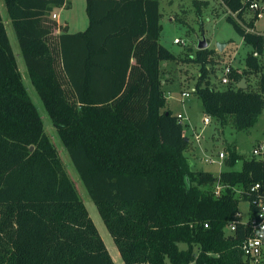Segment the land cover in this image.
Masks as SVG:
<instances>
[{"label":"trees","instance_id":"16d2710c","mask_svg":"<svg viewBox=\"0 0 264 264\" xmlns=\"http://www.w3.org/2000/svg\"><path fill=\"white\" fill-rule=\"evenodd\" d=\"M220 1L245 44L264 54L260 19H245L250 2ZM4 3L31 81L125 264H253L242 246L253 236L264 157L218 177L192 170L189 124L166 109L161 65L179 58L160 42L159 0H86L89 26L78 33L53 18L72 0ZM207 5L195 1L200 17ZM214 55L183 59L200 65L194 94L208 116L253 128L264 113L261 60L249 53L220 89ZM256 73L258 91L236 86ZM229 152L234 167L242 157ZM0 264H116L29 96L1 11Z\"/></svg>","mask_w":264,"mask_h":264},{"label":"rangeland","instance_id":"374dc122","mask_svg":"<svg viewBox=\"0 0 264 264\" xmlns=\"http://www.w3.org/2000/svg\"><path fill=\"white\" fill-rule=\"evenodd\" d=\"M195 1L196 0H159L162 14V33L160 42L179 58L177 62H165V64L170 66L168 70L172 79V82L165 86L166 94L171 91L169 92L171 93L170 98L167 97L169 100L166 109H170L175 115L179 114L183 117L184 124L190 123L195 128V130L191 129V125L189 124L186 130L191 141L190 149L186 154L191 158H189V163L193 167L192 170L194 172H198L202 169H209L217 174L220 168L223 171H240L242 170L244 160L254 157L253 152L260 146V143L264 145V113L260 117L257 125L245 131H238L234 127L231 119L222 124L218 120L209 117L211 122L209 125H205L203 120L205 117H208V115L204 111V106L200 97L193 92L198 77L200 76V65L194 62H184L183 59L195 58L200 43L206 40L208 48L215 50L214 58L216 65L211 66L213 70L211 81L215 83L217 87L223 89L226 87L219 84V78L225 73V67L231 63L238 66L239 69L244 70L246 68V57L252 52V49L245 44L243 38L237 33L233 25L227 21L228 10L220 0H199L208 2L207 6L202 7L201 17L195 7ZM72 5L74 6L69 9L64 8L61 10L60 13L63 22L68 20L71 23L73 31H84L87 27L86 25L89 24L86 11V0H72ZM0 7L6 21V27L12 45L16 50V54H19L18 60L24 84L31 100L36 105L42 117L46 133L58 150L64 168L75 183L79 195L85 203L113 260L116 264H125L112 235L105 225L97 206L89 196L80 179L78 171L67 149L59 138L51 117L31 81L21 54L16 32L8 17L4 0H0ZM245 19L246 21H250L252 19V14H245ZM61 26H67V23L65 22ZM256 30L264 33V17L256 22ZM55 33L57 34V31H55ZM175 39L181 40L183 44H175ZM220 44H225L222 51L219 50L218 47ZM261 65L264 71V57L261 59ZM168 70L165 69V72H168ZM260 77L261 75L258 73L250 75V89L255 91L259 90ZM183 91L191 92L190 97L184 98L182 95ZM198 138L199 141L197 140ZM197 146L199 149H197ZM234 146H236L238 154L242 159H240L234 167H229L227 166L230 155L229 151ZM203 148L209 149L208 156L211 155L215 157L216 160H220L219 156L221 152L224 153L225 160H222L221 165L218 163H206L204 160L206 156L203 150H201ZM197 154L200 160L197 163L198 166L194 167V163H196L195 160L198 159ZM262 158L263 157H257V159ZM198 167L201 169L199 170ZM219 190L220 189L217 188V191ZM240 211L245 221H247L249 203L242 201L240 204Z\"/></svg>","mask_w":264,"mask_h":264},{"label":"built area","instance_id":"2783aa9c","mask_svg":"<svg viewBox=\"0 0 264 264\" xmlns=\"http://www.w3.org/2000/svg\"><path fill=\"white\" fill-rule=\"evenodd\" d=\"M245 2H250L248 8L246 9V13L252 14V19L254 17H257L258 19H262L264 17V0H244ZM237 15L235 14L234 17ZM53 18L56 19V15L53 14ZM175 44H183V42L179 39L174 40ZM254 56L258 59H263L264 54H261L257 51H252ZM236 71L238 74H242L243 70L239 69L238 66H235L233 64H228L225 67V73L219 78V84L223 87H228L233 82L231 79L232 73ZM213 83V82H212ZM217 87L215 83H213ZM236 86L239 87L237 84ZM219 88V87H218ZM195 91V90H194ZM193 91V92H194ZM191 92H184L183 97L188 98L190 97ZM179 118L183 120V117L178 115ZM210 116L204 118V124L209 125L210 124ZM199 139V138H198ZM197 139V140H198ZM254 157H264V145H260L258 148H256L253 152ZM220 158L224 159L225 154L221 153ZM215 163V162H213ZM220 189V187H218ZM221 190V189H220ZM219 190V191H220ZM261 190V185L257 184L256 186L252 187L251 192H259ZM218 191V193H219ZM255 204L258 205V212L256 213L253 220L249 223L253 230V236L247 239L243 246L242 251L244 253L245 258H247L251 263L253 264H259L262 262L264 257V191L263 194H261L258 199L255 201ZM244 223H247L245 221ZM248 224V223H247ZM208 227V225L206 226ZM229 233H234L236 231V224H232L228 227Z\"/></svg>","mask_w":264,"mask_h":264},{"label":"crops","instance_id":"0c3cea01","mask_svg":"<svg viewBox=\"0 0 264 264\" xmlns=\"http://www.w3.org/2000/svg\"><path fill=\"white\" fill-rule=\"evenodd\" d=\"M72 6H74V5H72ZM64 8H61V9H56L55 11H54V13L53 14H55V15H57V17H56V21L58 22V24L59 25H62V24H64L65 22L67 23V26H68V29H69V32L70 33H78V32H81V31H73L72 30V28H71V23L68 21V20H66L65 22H63V19H62V17H61V10H63ZM0 11H1V13H2V10H1V7H0ZM2 16H3V14H2ZM3 18H4V16H3ZM89 21V20H88ZM4 22H5V26H6V21H5V18H4ZM84 26V25H83ZM87 27H86V29L88 28V26H89V24L88 25H86ZM84 28V27H83ZM6 29H7V27H6ZM85 29V30H86ZM84 30V31H85ZM258 33H261V32H259L258 30H256ZM8 32V31H7ZM59 32V33H58ZM61 33V31H60V29H59V31L57 30V34H60ZM262 34H264V33H262ZM9 35V34H8ZM9 39H10V41H11V38H10V35H9ZM11 45H12V41H11ZM12 47H13V45H12ZM13 51H14V53H15V55H16V58H17V63H18V66H19V69H20V65H19V54L17 55L16 54V50H15V48L13 47ZM22 54V53H21ZM170 66L168 65V64H165V62H163L162 63V65H161V68H162V71H163V90L165 91V93H166V90H165V86L166 85H168V84H170L171 82H172V79H171V75H170V73H169V70H168V68H169ZM165 69H167L168 70V72H165ZM21 70V69H20ZM164 72H165V74H164ZM170 81V82H169ZM240 84V83H239ZM238 84V85H239ZM247 84H248V87H250L251 86V82H248L247 81ZM195 90V88L193 89V91ZM168 92V91H167ZM169 92H171V91H169ZM167 93L166 95H167V97H169L170 98V94L171 93ZM184 92H186V91H183V93ZM169 95V96H168ZM183 95V94H182ZM169 100V99H168ZM166 110V109H165ZM179 115V114H178ZM190 124V123H189ZM191 125V124H190ZM191 129H193V130H195V128L191 125ZM198 141H199V139H198ZM198 143H200V142H198ZM260 145H263L262 143H260ZM197 149H199V147L197 146ZM201 150H203V153H204V155L206 156V158L204 159L205 160V162L206 163H208V164H222V160H225V158L224 159H221L220 158V156H219V159L220 160H216V158L215 157H213V156H208V153H209V149H205V148H203V149H201ZM222 153V152H221ZM220 153V154H221ZM187 157L188 158H190L188 155H187ZM197 157H198V159L197 160H195L196 161V163H194V167H196V166H198V161L200 160V158H199V155L197 154ZM191 159V158H190ZM201 160H203V159H201ZM213 162H215V163H213ZM192 167V166H191ZM192 169H193V167H192ZM198 169L200 170L201 168H199L198 167ZM200 171H205V172H210V173H212L214 176H219L222 172H223V170L220 168V169H218V172H217V174L216 173H214L212 170H209V169H207V170H204V169H202V170H200Z\"/></svg>","mask_w":264,"mask_h":264},{"label":"water","instance_id":"95a60500","mask_svg":"<svg viewBox=\"0 0 264 264\" xmlns=\"http://www.w3.org/2000/svg\"><path fill=\"white\" fill-rule=\"evenodd\" d=\"M218 47H219V50L222 51L224 49V47H225V44L224 45L220 44ZM207 48H208V44H207L206 40L202 41L200 43L199 50H204V49H207ZM239 88L240 89H244V90L248 89V84H247V79L246 78L242 79V81L239 84Z\"/></svg>","mask_w":264,"mask_h":264}]
</instances>
